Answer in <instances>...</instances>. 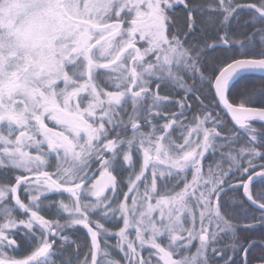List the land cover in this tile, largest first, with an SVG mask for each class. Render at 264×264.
<instances>
[{
    "label": "snow or ice",
    "instance_id": "snow-or-ice-1",
    "mask_svg": "<svg viewBox=\"0 0 264 264\" xmlns=\"http://www.w3.org/2000/svg\"><path fill=\"white\" fill-rule=\"evenodd\" d=\"M0 264H264V0H0Z\"/></svg>",
    "mask_w": 264,
    "mask_h": 264
},
{
    "label": "flooded vegetation",
    "instance_id": "flooded-vegetation-1",
    "mask_svg": "<svg viewBox=\"0 0 264 264\" xmlns=\"http://www.w3.org/2000/svg\"><path fill=\"white\" fill-rule=\"evenodd\" d=\"M50 126H51V125H50ZM49 199H50V200L66 199V195H65V197H61V196H58V195H56V194H51V195L49 196ZM45 202H47V201H45ZM111 242H112V243H115V239L113 238V239L111 240ZM145 254H146V253H145ZM15 255L19 256V253H16Z\"/></svg>",
    "mask_w": 264,
    "mask_h": 264
}]
</instances>
